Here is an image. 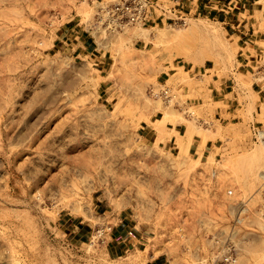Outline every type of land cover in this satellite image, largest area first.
Segmentation results:
<instances>
[{
  "label": "rangeland",
  "instance_id": "1",
  "mask_svg": "<svg viewBox=\"0 0 264 264\" xmlns=\"http://www.w3.org/2000/svg\"><path fill=\"white\" fill-rule=\"evenodd\" d=\"M118 1L0 0V264H264V0L238 29Z\"/></svg>",
  "mask_w": 264,
  "mask_h": 264
},
{
  "label": "crops",
  "instance_id": "2",
  "mask_svg": "<svg viewBox=\"0 0 264 264\" xmlns=\"http://www.w3.org/2000/svg\"><path fill=\"white\" fill-rule=\"evenodd\" d=\"M174 3V6H177L179 10L185 11L188 15H198L204 16L207 19H213L217 21V23L221 25H226L230 29H238L244 21H240L237 23L236 10L240 7H247L248 5H256V1L253 3L249 0H169ZM224 8H227L225 10ZM246 14L249 13L248 19H251L250 11L246 10ZM250 22H247L245 26H248ZM253 37V36H251ZM84 49H90L92 47V43L89 41H85ZM224 85V84H223ZM143 135L146 137L150 136L149 139L155 140V142L159 139V133L164 132L165 137V146H172L175 150L179 152H184L188 155L198 156L200 158L206 157L211 153L213 145H211L208 141H203V139L198 140L197 135L191 134L189 132L182 133L179 130V126L174 127H166L165 130L159 132L152 126H147L145 128ZM159 132V133H158ZM145 137V136H144ZM119 238L126 237L129 233L124 234V236L119 232ZM123 232V228H121ZM124 241V240H122ZM148 264H161L160 259H154L150 261Z\"/></svg>",
  "mask_w": 264,
  "mask_h": 264
},
{
  "label": "built area",
  "instance_id": "3",
  "mask_svg": "<svg viewBox=\"0 0 264 264\" xmlns=\"http://www.w3.org/2000/svg\"><path fill=\"white\" fill-rule=\"evenodd\" d=\"M110 22L117 26H140L144 27L149 22H154V16L158 10L162 11L163 19L165 20V14H171L179 16V20L183 25H186L188 14L179 10L177 6H172L167 11L160 7L159 0H120L109 4L105 9ZM161 17V16H159ZM172 19V18H169ZM254 137L264 144V129L253 128ZM230 261V259H226Z\"/></svg>",
  "mask_w": 264,
  "mask_h": 264
},
{
  "label": "bare ground",
  "instance_id": "4",
  "mask_svg": "<svg viewBox=\"0 0 264 264\" xmlns=\"http://www.w3.org/2000/svg\"><path fill=\"white\" fill-rule=\"evenodd\" d=\"M195 23H193V26H192V30L193 31H203L204 33H206V34H209V33H211L209 30H207V29H202L201 27H199V25H194ZM212 34V33H211ZM212 36V35H211ZM214 36V35H213ZM212 36V37H213ZM157 130L159 131V132H161V131H163V130H165V125H160V127H157ZM258 163V162H257Z\"/></svg>",
  "mask_w": 264,
  "mask_h": 264
}]
</instances>
